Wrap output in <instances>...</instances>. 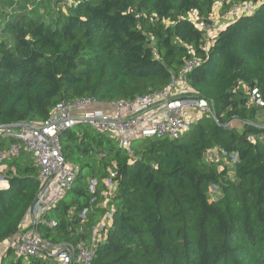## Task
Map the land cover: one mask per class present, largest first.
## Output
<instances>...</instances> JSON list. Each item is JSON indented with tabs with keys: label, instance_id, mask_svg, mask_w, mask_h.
Segmentation results:
<instances>
[{
	"label": "trees",
	"instance_id": "16d2710c",
	"mask_svg": "<svg viewBox=\"0 0 264 264\" xmlns=\"http://www.w3.org/2000/svg\"><path fill=\"white\" fill-rule=\"evenodd\" d=\"M14 1L0 0L8 7L0 17V125L46 121L57 104L77 98L109 104L162 90L189 46L200 64L188 82L213 114L178 139L148 138L138 148L132 140L134 158L86 125L65 132L62 153L79 174L49 213L58 226L40 225L42 237L73 241L78 214L91 206L88 180L101 182L112 170L115 211L92 264H264V104L249 105L247 93L257 88L264 103V0H71L64 11L51 0L30 9H15ZM245 1L259 5L205 48L189 14ZM214 148L237 157L232 169L204 160ZM6 165L0 244L17 231L38 190L29 154ZM212 186L219 195L211 200ZM92 210L87 227L103 212ZM10 255L0 264H54Z\"/></svg>",
	"mask_w": 264,
	"mask_h": 264
},
{
	"label": "built area",
	"instance_id": "2783aa9c",
	"mask_svg": "<svg viewBox=\"0 0 264 264\" xmlns=\"http://www.w3.org/2000/svg\"><path fill=\"white\" fill-rule=\"evenodd\" d=\"M43 0H37L40 3ZM59 6L71 3V0H51ZM259 5L257 2H239L220 13L213 8L206 16L196 12L189 14L190 21L202 33L203 44L208 48L218 32L229 22L241 16L251 14ZM200 60L191 46L187 48V58L177 74H172L168 85L159 91L136 97L132 100L115 101L104 104L92 96L74 99L57 104L46 121H27L0 125V172L7 161L27 153L37 168L38 190L33 205L27 210L17 231L0 245V261L7 254L15 260H42L54 264H92L95 250L104 240L111 225L113 197L117 190L116 174L112 170L100 182L89 179L87 187L93 195L91 206L78 214L77 224L70 230L73 241L52 242L43 238L39 226L51 229L58 222L49 213L72 190L79 169L67 161L62 153L61 136L68 130L86 125L94 132L114 139L119 149L133 157L132 140L148 138L178 139L183 136L198 119L204 115H213L210 104L197 98L187 76L198 67ZM248 103L263 107V99L257 88L247 89ZM234 122L225 126L231 129ZM251 137L249 140L254 141ZM207 162H217L223 170L232 169L237 157L228 156L217 148L207 151L204 156ZM101 200L96 196L98 188ZM218 191L216 186L209 189L210 198ZM212 200V199H211ZM101 208V215L91 227L88 213L96 214L92 207ZM72 213V212H71ZM72 217L73 215H69ZM74 217V216H73Z\"/></svg>",
	"mask_w": 264,
	"mask_h": 264
},
{
	"label": "rangeland",
	"instance_id": "374dc122",
	"mask_svg": "<svg viewBox=\"0 0 264 264\" xmlns=\"http://www.w3.org/2000/svg\"><path fill=\"white\" fill-rule=\"evenodd\" d=\"M44 3V5L45 6H47V7H50V4H49V2L48 1H43ZM40 4V3H39ZM0 5H1V3H0ZM61 7V6H60ZM8 7H6V5H1L0 6V13H1V15H0V17H2L3 15H5L6 14V9H7ZM62 10L64 11L65 10V6L63 5L62 6ZM43 10H40V12H42ZM142 144V140H138V141H135V143H134V148H138L140 145ZM218 168H219V170H221L222 169V167L220 166V165H218ZM10 169V167L7 165L6 167H5V169L4 170H2V172H0V188L2 187V185H3V183H5V182H7L8 180H7V172H8V170ZM83 174L84 175H86V174H88L86 171H83ZM5 181V182H4ZM2 184V185H1ZM216 195H219V191H217L215 194H213V198H215V196ZM213 198H211V199H213ZM2 250V247H1V245H0V251ZM11 256V259L12 260H14V257H13V255L11 254L10 255Z\"/></svg>",
	"mask_w": 264,
	"mask_h": 264
},
{
	"label": "crops",
	"instance_id": "0c3cea01",
	"mask_svg": "<svg viewBox=\"0 0 264 264\" xmlns=\"http://www.w3.org/2000/svg\"><path fill=\"white\" fill-rule=\"evenodd\" d=\"M15 4H14V8L17 9L18 6H22V5H25V6H28V9H30L33 5V3L35 2L36 4L37 3V0H15L14 1ZM34 6V5H33ZM13 7V6H12ZM215 9L217 10H220V13L223 12V10L221 9V5L220 3H217L215 6H214ZM7 165L4 166V169ZM5 182V181H4ZM2 185V184H1ZM9 188V184H8V181L3 183L2 187L0 188V190H7Z\"/></svg>",
	"mask_w": 264,
	"mask_h": 264
}]
</instances>
